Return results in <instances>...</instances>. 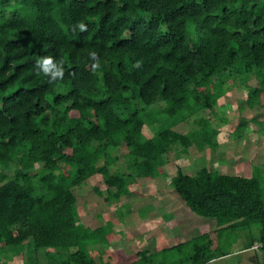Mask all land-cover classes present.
Here are the masks:
<instances>
[{
  "label": "trees",
  "instance_id": "obj_1",
  "mask_svg": "<svg viewBox=\"0 0 264 264\" xmlns=\"http://www.w3.org/2000/svg\"><path fill=\"white\" fill-rule=\"evenodd\" d=\"M42 57L63 77L37 74ZM230 67L264 69V0H0V248L43 251L45 264H111L90 252L111 236L77 223L73 186L100 176L118 199L136 179L162 175L173 147H214L217 131L204 118L187 134L171 128L213 106L221 95L213 78ZM262 93L250 91L249 105ZM146 108L170 119L152 137L143 134ZM121 144L131 173L110 172V150ZM170 184L191 212L215 220L218 241L257 227L264 246L259 166L250 178L177 168ZM211 246L206 233L116 262L205 264L225 253Z\"/></svg>",
  "mask_w": 264,
  "mask_h": 264
},
{
  "label": "rangeland",
  "instance_id": "obj_2",
  "mask_svg": "<svg viewBox=\"0 0 264 264\" xmlns=\"http://www.w3.org/2000/svg\"><path fill=\"white\" fill-rule=\"evenodd\" d=\"M213 82L221 88V95L213 106L191 115L171 129L187 134L199 128L195 124L196 119L204 118L217 131L213 139L214 147L198 150L192 146L185 152L180 147H173L165 155L162 175L153 180L136 179L130 187L131 194L118 199L106 192L100 176H93L73 186L77 223L87 225L92 230L103 227L111 236L110 242L89 247L90 252L102 256L105 261L112 257L111 264H117V258L125 260L143 248L162 247L173 235L168 234L171 228H178L191 218L202 221L203 217L192 212L191 215L185 213L184 202L171 187L170 180L177 168L187 175H195L202 167L226 175L250 174L255 166L264 171V69L236 72L230 67L214 76ZM256 89H262L263 93L258 98L259 102L255 101L250 106L248 93ZM151 111L154 113L148 116ZM155 112L149 108L144 111L143 134L146 137H152L157 128L166 127L170 122L166 115ZM127 152L125 144L110 150L114 158L109 166L111 173L132 172ZM2 171L9 179L13 176L14 165ZM255 231L249 233L255 235ZM175 238L178 237L175 235ZM242 243V239H236L228 249H242ZM257 244L258 241L253 240L251 247L264 255ZM0 250V264H34V261L46 263L43 251L34 257L26 248L18 254L3 250L2 247Z\"/></svg>",
  "mask_w": 264,
  "mask_h": 264
},
{
  "label": "crops",
  "instance_id": "obj_3",
  "mask_svg": "<svg viewBox=\"0 0 264 264\" xmlns=\"http://www.w3.org/2000/svg\"><path fill=\"white\" fill-rule=\"evenodd\" d=\"M251 175L252 172L250 174H246V173L230 174V176H241L245 178H250ZM184 208L186 209L185 210L186 214L189 213L191 215L193 213V212L191 213V210L186 206L185 203H184ZM196 219L197 218H191L185 223L180 224L178 228L177 227L171 228V230L168 231V234L172 233L173 235L169 237L168 241H166L165 238L166 241L164 243L165 245H163L162 247L155 246V248L153 249L158 251V250L171 248L179 244L189 243L197 236L210 233L212 240L211 250L212 251L216 250L219 245L220 249L222 248V250L225 253L222 256H218L217 258H213L209 260L205 264H264V255L259 254V252H255L254 249L251 247L253 244V240L259 241L260 238V232L257 229V227L254 228V230H256L255 235L250 234L252 232L249 229L225 231L224 235L221 238H219L218 241V238L215 233V227H216L215 220L212 218H204L202 219V221ZM206 219H212L213 221ZM175 235L178 237L177 239L175 238ZM236 239L243 240V243L241 245L242 249H239L237 251H233L232 248L228 249V246L231 244V242H235ZM183 264H193V263H183Z\"/></svg>",
  "mask_w": 264,
  "mask_h": 264
},
{
  "label": "clouds",
  "instance_id": "obj_4",
  "mask_svg": "<svg viewBox=\"0 0 264 264\" xmlns=\"http://www.w3.org/2000/svg\"><path fill=\"white\" fill-rule=\"evenodd\" d=\"M78 28L80 30L86 31L87 25L85 23H79ZM93 57L96 56V53H91ZM97 65H94V67ZM36 72L37 74L43 73L44 76L50 80H56L62 78L64 74V69L56 62H54L52 57H42L36 62Z\"/></svg>",
  "mask_w": 264,
  "mask_h": 264
},
{
  "label": "built area",
  "instance_id": "obj_5",
  "mask_svg": "<svg viewBox=\"0 0 264 264\" xmlns=\"http://www.w3.org/2000/svg\"><path fill=\"white\" fill-rule=\"evenodd\" d=\"M258 246H257V248H264V246H262L261 244H257ZM263 252H264V249H263Z\"/></svg>",
  "mask_w": 264,
  "mask_h": 264
}]
</instances>
